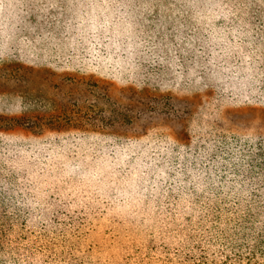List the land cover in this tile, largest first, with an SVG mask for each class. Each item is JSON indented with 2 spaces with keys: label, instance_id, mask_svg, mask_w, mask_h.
Segmentation results:
<instances>
[{
  "label": "trees",
  "instance_id": "1",
  "mask_svg": "<svg viewBox=\"0 0 264 264\" xmlns=\"http://www.w3.org/2000/svg\"><path fill=\"white\" fill-rule=\"evenodd\" d=\"M24 1L39 13L27 14L34 16L30 27L52 41L73 38L80 55H98L97 67L101 62L118 74L144 64L168 73L167 45L158 49L144 29L154 25L174 56L184 54L180 74L200 92L189 99L202 101L176 111L146 104L121 122L98 101H86L91 113L82 112L84 119L71 117L82 109L78 94L40 113L32 105L28 114L1 117L0 243L26 238L19 264H81L85 249L94 250L86 264H264V133L231 125L241 119L250 125L264 114V0H182L188 12L182 33L174 0H61L62 10L75 13L65 16L54 5L44 15L45 0L39 8L0 0V28L15 34L13 25L26 17ZM137 52L143 56L133 62ZM77 77L70 81L87 78ZM150 85L127 89L142 98L158 89ZM121 123L144 131L119 132ZM44 127L56 135L38 139L50 146L49 158L42 153L34 169L35 156L24 155L25 143L9 132L40 135Z\"/></svg>",
  "mask_w": 264,
  "mask_h": 264
},
{
  "label": "rangeland",
  "instance_id": "2",
  "mask_svg": "<svg viewBox=\"0 0 264 264\" xmlns=\"http://www.w3.org/2000/svg\"><path fill=\"white\" fill-rule=\"evenodd\" d=\"M28 1L39 8L41 0ZM174 1L177 3L178 7H176L173 13H175L177 18L183 20V23L177 22L181 26L180 32L182 33L183 31L185 32V19L188 17V12L185 9V4H183L184 0ZM52 5H54L53 9L55 12L57 11L59 13L60 11L63 16L67 14H75L66 13L62 10L61 0H45V4L41 7L40 11L45 12L44 15H46L48 11H50L49 9L52 8ZM23 10L26 17L29 13L32 15L39 14L31 9L30 4L26 1L23 2ZM1 11L2 9L0 8V12ZM26 17H24V20L22 19L21 22H16L15 26L13 25L12 28L16 30L15 34H11L0 28V125H5L1 117L8 115H21L24 113L28 114L33 109V107H31L32 105H35V112L40 113L45 111L46 107L49 105L65 101L70 102V98H75L78 94H81L82 98H84V101H80L82 104V109L80 108L81 112L78 116L77 113H68V115L71 117H77V119H84L81 116L84 115L82 112H89L86 108V105H88L86 101H98L99 107H102L106 113H110V115L120 119L121 122L124 117L127 119H134L136 112L138 113L140 110H144L145 108L143 107L146 104H151L155 107L161 105V107H170L174 110V107L181 110V107L183 106H185V109H188V107L193 108L198 101L201 105L202 100L198 97L196 98V101L192 98L189 99L193 93H196L195 95H197L200 92H198L197 88L187 87L185 76H181L180 74L182 69L178 66H183L182 60L184 54L182 53L178 56H174L172 54L173 45L166 40L164 35H158L155 37L154 34L159 33V31L157 29L153 30L154 25H145L144 29L148 27L147 30L152 31L151 38L158 49L161 50L162 47L167 45L169 55L173 60H171L172 63L170 64V68H168V73L160 67H155L158 69L156 70L154 68H148L146 64H134L136 66L126 68L130 70L122 72L123 74H118V71L110 70L111 67L107 64L98 62L97 65L100 66L97 67L95 65L96 62L101 60L98 55H89V57L80 55L73 38L67 39L69 37L62 36L57 41H52L51 37L49 35L46 36L45 32L39 33L36 28L29 26V23L34 19V16ZM68 18L74 19L70 17ZM190 26L191 25L188 26L189 30L191 29ZM146 38V35L142 36V40H145ZM183 39H185V34ZM142 42L143 41H140V43ZM145 45L147 46V51L153 52L155 50L151 40L146 39ZM155 52L157 53V51ZM139 56H143V54L137 52L133 57V62H137V60L140 59ZM166 57L167 56H163L164 62L167 61ZM103 62H105V60H103ZM83 67H85L86 70L83 71ZM161 70H164V72ZM147 73H153L151 74L153 76H149ZM81 75L87 77L83 82L81 81V85L70 81L79 80L77 76ZM90 75L92 76L88 78ZM107 79H113V81L107 83ZM92 81L97 83V87L90 88L87 85V83ZM151 83L152 87L158 89L152 91L151 94L149 92L147 97L141 98L135 96L133 99L131 97V91L127 89L130 87L133 89V92H135L139 87L151 86ZM82 88H89L92 93L89 94L87 91H83ZM3 92L7 93L9 99L5 98ZM102 93L107 95L109 99L108 101L99 98V95ZM101 101L104 104H102ZM69 106L74 109L73 106ZM125 108H128V110H125ZM167 118L171 119L170 117ZM163 119L164 118L156 119L152 124L155 125L158 121H162ZM165 121L173 125V127H170L173 134V131H178L179 127H177V124L172 123V121L169 120ZM231 125L233 127L238 125L240 128H248V133L260 135L259 132L264 133V114L262 116H253L250 125L244 123L242 119L239 120L237 124L233 122ZM40 128H36V130H39ZM43 129L44 131L40 135L25 130L20 133H16L15 131L9 132L10 135L12 133V138L20 139L25 143L24 149L26 152L23 153L24 155L33 154L35 156V163H33L32 160L30 162L28 161L34 169L41 167L38 165V160H44V155L49 158L48 148L50 149V146H46L47 150H45V148H42L43 146L39 144L38 139H52V136L56 135V133H53V131L48 130L45 127ZM118 131H126L133 134L137 132L141 133L144 130H142V126L137 123L133 126L121 123ZM30 141H34L35 145H30ZM42 153L43 156H41ZM62 161L65 162V160ZM51 168L54 169V167ZM43 181L46 183L47 179H43ZM73 194L72 191L69 192V195ZM103 225L105 227V224ZM25 239H23L20 234L15 243L12 242V244L7 245L6 247H4V243L3 245L0 243V264H19V262H25V253L21 250L23 249L21 243H24ZM75 244L77 245L78 242H75ZM7 247H11L12 250L9 251L6 249ZM92 256H94V250L90 254L88 249H85L84 255L79 256L78 259H80L79 262L81 264H86ZM2 258H4V260Z\"/></svg>",
  "mask_w": 264,
  "mask_h": 264
}]
</instances>
